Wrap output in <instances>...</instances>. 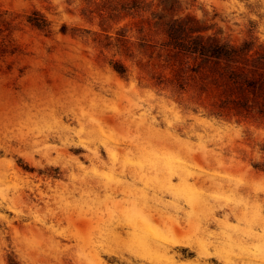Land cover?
<instances>
[{
    "label": "rangeland",
    "instance_id": "1",
    "mask_svg": "<svg viewBox=\"0 0 264 264\" xmlns=\"http://www.w3.org/2000/svg\"><path fill=\"white\" fill-rule=\"evenodd\" d=\"M177 18L264 54V0H0V264H264V69Z\"/></svg>",
    "mask_w": 264,
    "mask_h": 264
},
{
    "label": "trees",
    "instance_id": "2",
    "mask_svg": "<svg viewBox=\"0 0 264 264\" xmlns=\"http://www.w3.org/2000/svg\"><path fill=\"white\" fill-rule=\"evenodd\" d=\"M39 27H44V22H34ZM168 41L166 44L179 51L187 54H199L200 56H209L216 58H224L229 63L245 64L252 60L258 68L264 69V54H259L250 58L249 52L253 50V44L246 41L242 46H235L228 42H211L206 39L200 30L191 25L185 19H173L167 24ZM231 79L234 82L239 80V74L232 72ZM11 264H18L11 259Z\"/></svg>",
    "mask_w": 264,
    "mask_h": 264
}]
</instances>
